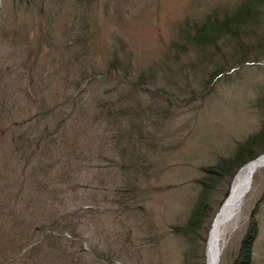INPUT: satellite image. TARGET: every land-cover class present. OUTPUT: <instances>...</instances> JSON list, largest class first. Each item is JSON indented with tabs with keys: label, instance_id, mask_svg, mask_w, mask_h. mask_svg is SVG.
Segmentation results:
<instances>
[{
	"label": "rangeland",
	"instance_id": "obj_1",
	"mask_svg": "<svg viewBox=\"0 0 264 264\" xmlns=\"http://www.w3.org/2000/svg\"><path fill=\"white\" fill-rule=\"evenodd\" d=\"M51 1L59 9L55 18L48 7L41 15L38 7L29 8L22 0H0V98L9 97L5 111L11 109V124L30 119L25 127L34 124L41 130L57 126L62 118L57 111L55 117H46L41 108L59 106L66 96L76 95L63 110L74 112L67 125L77 145L60 153L54 150L57 162L43 182L49 190L56 188V196L57 190L63 191L57 208L62 215L76 214L69 216L75 233L56 235L55 247L45 242L38 252L24 242L40 238V233L31 230L26 235L30 239H21L11 228L0 227L5 229L0 231V264H61L64 253L73 264H180L184 241L174 228L189 217L201 192L199 180L209 182L204 168L232 155L237 143L258 128L254 101L260 88L264 91V68L247 65L203 88L206 74L170 50L184 19L222 0H95L88 23L92 38L85 53L70 43L75 15L69 12L70 0ZM67 41L72 47L65 55L62 48ZM31 49L35 54L29 55ZM77 52H82L79 59L72 60ZM116 53L131 63L132 79L149 73L147 90L141 94L143 101H151L153 111L141 128L143 142L127 144L123 139L116 144L106 122L95 120V98L114 88L124 76L122 71L99 74L90 86L83 83L79 93L70 82L88 72H105ZM34 60L38 69H29ZM135 152L141 155L135 171H140L135 176L140 200L130 203L141 208L142 216L148 215L158 235L154 246L146 221L140 220L136 229L132 211L125 210L130 194L120 191L127 181L125 161L135 159L130 158ZM231 184L221 185L216 198L222 196L224 201ZM243 202L236 222L225 227L219 264L235 260L251 216L258 231L250 264H264V167L255 173ZM23 243L26 251L21 252ZM139 246L145 249L143 255L133 254Z\"/></svg>",
	"mask_w": 264,
	"mask_h": 264
},
{
	"label": "trees",
	"instance_id": "obj_2",
	"mask_svg": "<svg viewBox=\"0 0 264 264\" xmlns=\"http://www.w3.org/2000/svg\"><path fill=\"white\" fill-rule=\"evenodd\" d=\"M70 2L69 12L75 14L72 20L74 34L70 43L82 47L85 53L89 50L87 42L92 38L88 23H90V13L95 0H70ZM22 4L29 8L38 7L41 15L48 7L52 14L55 13L54 18L59 10H56L51 0H27L26 2L22 0ZM178 32V39L173 41L169 48L179 58L187 59L194 70L202 72L204 76L206 74L207 81L205 80L204 85L202 83L203 88L210 87L212 82H217L221 77H226L230 72L247 65L264 68L262 66L264 61V0H222L199 14L184 19ZM16 34L17 32L15 36ZM68 42L62 48L65 55H68V52L71 54L72 46L68 45ZM31 50L29 55L35 52L34 49ZM80 53H75L72 60L79 59L78 54ZM28 63L29 61L25 62V65ZM130 64V62L124 63L116 53L105 72L98 74L88 72L80 75V78L70 80L79 93L82 89L84 90L83 83L90 86L98 80L99 74L114 75V72L119 73L120 71L124 73L123 78L114 88L106 89L99 99L95 98V120L106 122L110 130V139L116 144L123 139L127 144L133 141L143 142L145 136L141 128L150 120L148 116H152L153 111L151 101H143L144 94H141L142 91L147 90L144 83L149 73L143 71L134 80L130 77ZM37 65V61L34 60L28 68L38 69ZM151 77L153 78L152 71ZM260 91L262 92L254 101L260 116L258 128L237 143L232 155L222 156L218 158L214 166L204 168L210 180L209 182L199 180L201 192L190 210L189 217L182 225L174 228L175 233L180 235L184 241L180 264L206 263L210 224H212L216 211L224 202L222 196L219 199L216 198L218 190H221L223 184L228 187L234 175L244 164L264 154V91L261 88ZM75 97V94L66 96L61 102L62 106L56 105L47 110L42 107L40 113L46 117H55L57 111L62 118L57 126L45 127L41 130L37 129L34 124L25 127L26 123L31 121L30 119L11 124V109L7 108L5 111L9 97L0 98V227L11 228L21 239H30L26 235L31 230L40 233V238L24 242L29 244L27 247L32 245L31 249L37 248L38 252L42 250L41 247L45 242L52 244L49 245L51 248L55 247L53 245L56 242V235L65 232L75 233L69 216L76 214L62 215L61 209L57 208L58 200L63 198L60 196L63 191L57 190L59 196H56V188L49 190V184L43 183L49 178L51 169L57 162L54 158L58 156L54 150L60 153L66 150L64 147L72 150L77 145L76 138L69 136L67 125V118L72 117L71 113L74 112L63 110L64 106L70 107L68 104L75 101ZM8 117H10L9 120ZM139 133L142 134L139 135ZM122 148L124 154L127 155L126 148ZM136 153L130 155V158L135 159L125 161L127 181L120 191L130 194L126 196L124 202L125 210L132 211L130 214L136 221V229L141 225L140 220L146 221L145 229L149 232V242L150 245L152 243L151 246H154L158 235L148 215L142 216L141 208L136 204L131 206L132 203H130V201L137 203L140 200L139 188L135 180V176L140 171L137 174L135 171L139 163L137 159H140L141 155L139 153L136 155ZM67 155L68 152L64 153L65 158ZM130 166H133V169H130ZM226 194L225 189L223 196ZM2 228L0 231L5 230ZM140 228L143 229L142 226ZM257 231V221L251 216L241 240L238 255L232 264H250ZM24 243L21 252L25 248ZM143 251H145L144 247L139 246L133 254L140 252L143 255ZM57 252L60 253L59 249ZM102 259L109 260V257L104 256ZM60 260L61 264H73L71 256H66L65 253L61 255ZM145 264L157 263L146 262Z\"/></svg>",
	"mask_w": 264,
	"mask_h": 264
},
{
	"label": "bare ground",
	"instance_id": "obj_3",
	"mask_svg": "<svg viewBox=\"0 0 264 264\" xmlns=\"http://www.w3.org/2000/svg\"><path fill=\"white\" fill-rule=\"evenodd\" d=\"M262 167H264V154L244 164L236 173L229 194L214 217L210 228L206 264H219L222 251L221 240L226 230L225 227L230 223L233 224L237 218L244 198L251 189L253 177Z\"/></svg>",
	"mask_w": 264,
	"mask_h": 264
}]
</instances>
